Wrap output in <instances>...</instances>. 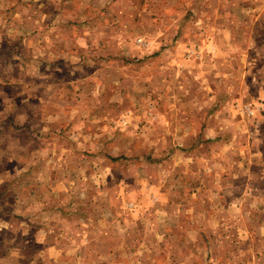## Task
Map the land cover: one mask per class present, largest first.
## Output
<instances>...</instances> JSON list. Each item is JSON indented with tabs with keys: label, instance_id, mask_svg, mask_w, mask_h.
Masks as SVG:
<instances>
[{
	"label": "rangeland",
	"instance_id": "374dc122",
	"mask_svg": "<svg viewBox=\"0 0 264 264\" xmlns=\"http://www.w3.org/2000/svg\"><path fill=\"white\" fill-rule=\"evenodd\" d=\"M65 2L0 0V241L19 211L24 264H264V0Z\"/></svg>",
	"mask_w": 264,
	"mask_h": 264
},
{
	"label": "crops",
	"instance_id": "0c3cea01",
	"mask_svg": "<svg viewBox=\"0 0 264 264\" xmlns=\"http://www.w3.org/2000/svg\"><path fill=\"white\" fill-rule=\"evenodd\" d=\"M65 1H66L65 3H67V0H65ZM55 15H56V13H55ZM4 27L5 26H3L2 28L5 29ZM46 27H48V25ZM24 28L25 27H23L22 30H19V29L18 30L19 31H23L25 33H28V30H25ZM56 28L57 27H51V30H56ZM41 30H43V29H41ZM34 33H35V31H34ZM27 37H28V40H30L28 42H31V41L34 40V39L33 40L31 39L30 35H27ZM4 38L6 39V36H4ZM23 39H25V38H23ZM38 39L39 38H36L35 41H38ZM26 43H27V41H24V42L20 43V45H22L24 47V45ZM11 49H12V47H11ZM16 57H18V56L17 55L13 56V58H16ZM10 59L13 60L12 57ZM7 63H8V61L0 59V67L1 68H6V66H7L8 71H9V67H8ZM10 72L11 71H9L8 74H10ZM4 81H5V79L1 80L0 83H3ZM4 86H6V85L1 84L0 88H3ZM18 94H19V92L16 94V96H18ZM20 106L19 105L18 106L17 105H13V106L10 107V109H8L6 111L4 118L2 119V121L0 123V124H2V126H0V129H3V131L0 132V133H2L1 134L2 136H4L6 134V132H4V131H6L7 129H9V133H10V131L23 130V129H20V127H19V121L16 122V120H20V119H17V117L13 114L14 112L16 113L19 110ZM23 147H25V145ZM16 160H19V159H16ZM5 162L14 163L15 161H10V159L6 158ZM2 164H4V161H2ZM4 166H5V164H4ZM2 175L7 176V179L9 178V176L13 175V178H14V181H15V185L19 186L21 184V182H22V177L24 176V171H22L20 169H18L17 171H14V170H12V171H2L0 176H2ZM9 181H11V180H9ZM24 188L25 187L23 186V188H21V189H24ZM20 193H21V191L18 189V193H16L17 195L15 196L16 199H17L18 204H19L20 199H21ZM23 204H24V202H23ZM7 206L10 207V204L7 205ZM19 206H20V204H19ZM2 208H4L3 205H2ZM12 208H13V206H12ZM22 209L23 210L27 209V208H25V204H24V206H22ZM24 216L25 217H23L19 213V211H17V214H15V213L12 214V215L9 214V215H7V216L2 218V222L5 223V225H4L5 227H3V229H1L2 233H3V231H5L6 233H8V235L3 237L2 240L0 241V244H2V248L3 249L5 248V257L2 256V259L0 260V264H10L11 263L10 262V258L11 257L18 258V260H19L18 264H24L26 262L25 259L23 260V259H19V258H20V256H23V254H25L26 257L28 256V254L26 252H27V250H29L30 243L27 242V240L25 238V234L21 235V236L20 235L18 236L16 234L17 230L9 226V225L14 226L17 223H19V224H24L25 223V224L29 225L30 222H34L35 221V220L31 221V219L27 215H24ZM38 228H41V227H38ZM20 229H21V227H20ZM43 232H44L45 235L43 234L41 237L47 238L48 232L45 230L44 227H43ZM27 239H30V238H27ZM11 251H12V255L10 254ZM30 258H31V254H30V257L28 259H30ZM32 264H43V263H39L38 261L34 262V260H32Z\"/></svg>",
	"mask_w": 264,
	"mask_h": 264
},
{
	"label": "built area",
	"instance_id": "2783aa9c",
	"mask_svg": "<svg viewBox=\"0 0 264 264\" xmlns=\"http://www.w3.org/2000/svg\"><path fill=\"white\" fill-rule=\"evenodd\" d=\"M143 42L145 43V41L143 40V38H140L139 39V43H143Z\"/></svg>",
	"mask_w": 264,
	"mask_h": 264
}]
</instances>
